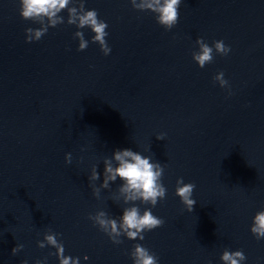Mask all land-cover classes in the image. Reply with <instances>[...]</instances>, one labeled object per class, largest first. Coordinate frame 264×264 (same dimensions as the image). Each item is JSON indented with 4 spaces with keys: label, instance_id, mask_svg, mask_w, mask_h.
Here are the masks:
<instances>
[{
    "label": "water",
    "instance_id": "obj_1",
    "mask_svg": "<svg viewBox=\"0 0 264 264\" xmlns=\"http://www.w3.org/2000/svg\"><path fill=\"white\" fill-rule=\"evenodd\" d=\"M84 3L109 26L108 56L88 28L89 47L77 50L66 11L64 24L27 43L26 29L40 25L21 18L19 0H0V264H60L57 249L38 246L49 231L80 264H134L135 244L158 264H223L225 250L264 264V240L251 233L264 210V0H182L171 31L131 0ZM199 38L231 52L201 69ZM221 71L231 95L214 83ZM117 149L159 162L167 189L155 208L135 205L163 227L119 245L88 218L119 220L132 206L119 178L99 199L89 180L97 167L100 187ZM180 178L196 185L192 212L175 195Z\"/></svg>",
    "mask_w": 264,
    "mask_h": 264
},
{
    "label": "clouds",
    "instance_id": "obj_2",
    "mask_svg": "<svg viewBox=\"0 0 264 264\" xmlns=\"http://www.w3.org/2000/svg\"><path fill=\"white\" fill-rule=\"evenodd\" d=\"M19 14L25 21H31L40 25L38 29H26L27 43L40 41L49 31L50 28H57L65 23L62 15L68 13L67 24L75 26L78 31L74 34V39L79 40L78 51L83 52L89 47V41L85 39V28L94 33L91 43L98 44L100 50L105 56L111 53V48L107 43L109 33L108 24L99 19L96 10H86L84 0H19ZM182 0H131L134 10L139 12H150L155 15L156 22L166 31H171L179 23L180 7ZM199 51L193 52V60L203 69L206 65L214 60L215 55L227 57L231 48L222 40L214 41L209 46L203 38L196 41ZM214 83H218L221 88L231 89L228 80L225 79L224 72H219L214 78ZM166 134H160L157 140H164ZM66 163H72L71 153L66 155ZM103 183L99 188L94 186V182L100 180V174L97 167L92 168L89 177L93 187V194L97 199L100 198L101 189H109L110 185L119 178L122 185L119 187L120 198L124 204L132 205L123 210V215L119 220L111 218L104 211H99L95 215H89L94 226H99L114 244H121L120 239L126 236L127 239L135 241L144 240V233L151 232L157 228L163 227L165 221L153 215L150 208L141 213V209L135 206L137 202L144 205H151L155 208L159 201L166 199L167 189L162 183L164 167L159 162H152L151 156H144L139 152L131 149H117L114 151L112 158L104 160ZM196 185L194 183H185L183 178L177 180L175 195L180 198L188 212H192L196 200L193 199ZM251 233L260 241L264 240V210L258 211L254 217ZM58 234L49 231L45 234L44 240L38 242V246L44 249L51 246L57 249L55 255L58 256L60 264H80L79 258L66 257L65 249L62 243L58 242ZM23 245H17L12 250L15 256L23 250ZM134 264H158V257L150 252L141 244H135L131 252ZM87 260L88 257H85ZM242 250L231 252L225 250L221 256L223 264H243L246 261ZM23 264H28L25 260ZM37 264H46L45 261H37Z\"/></svg>",
    "mask_w": 264,
    "mask_h": 264
}]
</instances>
